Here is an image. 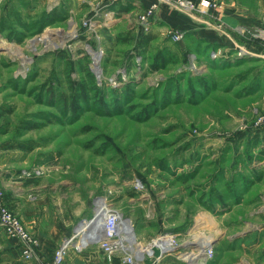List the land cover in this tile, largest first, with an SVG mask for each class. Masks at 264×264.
I'll return each instance as SVG.
<instances>
[{"label":"rangeland","instance_id":"obj_1","mask_svg":"<svg viewBox=\"0 0 264 264\" xmlns=\"http://www.w3.org/2000/svg\"><path fill=\"white\" fill-rule=\"evenodd\" d=\"M238 1L261 13L259 0ZM46 2L0 0V203L73 231L106 197L143 243L163 233L176 245L211 238L203 253L191 249L202 240L188 254L175 245L163 264H264L262 40L229 26L235 44L201 35L217 28L211 10L227 0L203 13L160 6L168 17L146 23L144 6L127 15L118 6L128 2L113 1L98 8L97 36L81 27L92 0ZM54 8L56 21L43 25ZM144 33L155 35L146 50ZM156 52L169 62L151 67ZM73 81L86 92L77 107ZM7 242L19 247L0 229V264H41L12 259Z\"/></svg>","mask_w":264,"mask_h":264},{"label":"built area","instance_id":"obj_2","mask_svg":"<svg viewBox=\"0 0 264 264\" xmlns=\"http://www.w3.org/2000/svg\"><path fill=\"white\" fill-rule=\"evenodd\" d=\"M113 1L118 0L93 5L95 10H93L92 17L85 18L81 22V27L86 33L97 36V31L103 25L97 19L98 8ZM135 4L137 5V2ZM160 6L171 7L182 12L199 11L203 13L209 10L213 3L210 0H148L139 15L141 22L146 23ZM111 14L113 13H107L112 17ZM108 21L105 20V24ZM252 35L260 38L264 44V31L256 30ZM181 36L180 32H175L172 38L178 40ZM101 54V48L90 52V67L97 78L101 71L99 68ZM257 124L264 125V114L258 118ZM0 229L19 243L20 254L24 261H40L36 251V238L27 229L20 216L1 203ZM168 240L173 246L168 244ZM94 244L108 261L118 256L123 264H163V259L177 250L174 246L178 244V240L172 234L163 233L148 242L139 241L129 218L123 216L106 197H102L94 201L90 216L82 220L68 236L61 240L52 261L48 264H61L69 250L79 252L82 248Z\"/></svg>","mask_w":264,"mask_h":264},{"label":"crops","instance_id":"obj_3","mask_svg":"<svg viewBox=\"0 0 264 264\" xmlns=\"http://www.w3.org/2000/svg\"><path fill=\"white\" fill-rule=\"evenodd\" d=\"M46 1L47 4L51 0ZM108 1L109 0H92V2L95 4ZM227 1L228 2L226 3H216V6H214V8L211 10V13L213 12V10L215 11L216 17H218V19L220 20V23L217 25V28H213L214 31L206 29L203 33H201L200 31L196 32H200L201 35H208L210 37H220L221 40H229L230 43H234L231 36L226 33L224 26H229V28L231 29L246 30L248 33H253L256 30L264 31V0H259L260 3L258 4V8L259 5L260 8L258 10L261 11V13L258 14L255 13L253 7L249 5H243L238 0ZM119 2L123 3L125 1L119 0ZM126 2H128L127 5L133 4V6H137L139 8L145 6L148 3V0H127ZM135 2H137V5L135 4ZM116 3L115 5H113L114 7H116ZM53 6L54 5L47 6L46 9H50ZM134 8L135 7H132V9L128 11L120 12L121 14H124L126 12V14L128 15L134 10ZM155 15L158 19H164L168 17V12L164 9V7H161L156 10ZM185 21L188 24L190 21H192V19L188 18ZM12 201L15 200H10V202H8L11 208L9 209L12 210L16 215L20 216L30 233L33 234L34 237H36V251L40 260L39 262L41 264L50 263L53 259L54 252L57 246L60 244L61 240L72 232V230L68 227L70 222L61 220H50V222H47V219L37 215V209L29 211L26 209L25 206L19 207V205L17 204L11 205L10 203ZM32 224L38 225V227L33 228ZM6 247H8L6 253L10 257H12V259L18 256L20 257V247L17 246V248H13L8 244V242L6 244ZM61 264H108V262L97 247L88 246L78 253L74 252L73 250H69L65 256L64 261Z\"/></svg>","mask_w":264,"mask_h":264},{"label":"trees","instance_id":"obj_4","mask_svg":"<svg viewBox=\"0 0 264 264\" xmlns=\"http://www.w3.org/2000/svg\"><path fill=\"white\" fill-rule=\"evenodd\" d=\"M132 8V6L125 5V6H119L118 9L120 11H128ZM55 13V8L51 10L48 14H43L41 16L42 19V24L43 25H49L52 24L54 21H56V17H54ZM155 39V35L149 34V33H144L140 36L138 40V46L141 47L142 49L146 50L149 46V43ZM119 41H127L126 39H119ZM169 62V59H167L161 52H156L153 55V59L151 62V67L156 68L157 65H164L165 63ZM85 89L82 84H80L77 81H73L71 83V96H72V105L74 107H77V101L80 99H83L85 95ZM16 263V262H15Z\"/></svg>","mask_w":264,"mask_h":264},{"label":"bare ground","instance_id":"obj_5","mask_svg":"<svg viewBox=\"0 0 264 264\" xmlns=\"http://www.w3.org/2000/svg\"><path fill=\"white\" fill-rule=\"evenodd\" d=\"M6 49L7 50H11L10 47H8V46L6 47ZM210 239L211 238L207 237L206 239L203 240V239H200L199 237H195V238H192L190 241H185L182 244L176 245V247L179 246L178 248L181 249V250H183V253L184 254H188V252H192V250H195L194 251L195 253H203V252H205V249H206V246L205 245H207L205 241L209 242L208 240H210ZM169 240H168V244L170 245L172 243H170ZM201 240L204 241L205 244L202 243V245H201V243H199V244L196 245L195 249L191 248L192 250H189V248H188L189 247L188 246L189 243H192V242L193 243L194 242H201ZM171 246H173V244ZM167 248H169V247H167Z\"/></svg>","mask_w":264,"mask_h":264}]
</instances>
